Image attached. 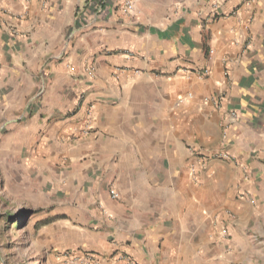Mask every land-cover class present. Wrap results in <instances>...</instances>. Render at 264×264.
Segmentation results:
<instances>
[{"label": "crops", "instance_id": "0c3cea01", "mask_svg": "<svg viewBox=\"0 0 264 264\" xmlns=\"http://www.w3.org/2000/svg\"><path fill=\"white\" fill-rule=\"evenodd\" d=\"M242 1L0 0V128L58 177L62 264H235L264 209V0Z\"/></svg>", "mask_w": 264, "mask_h": 264}, {"label": "rangeland", "instance_id": "374dc122", "mask_svg": "<svg viewBox=\"0 0 264 264\" xmlns=\"http://www.w3.org/2000/svg\"><path fill=\"white\" fill-rule=\"evenodd\" d=\"M251 1L244 0L242 4ZM239 6L235 4L231 9L235 12ZM224 98L225 94L220 92L209 101L218 107L224 104L222 114L224 118L231 117L227 118L231 124L235 112L226 109ZM19 131V127L9 124L0 128V264H62L60 256L64 248H58L57 242L48 237L49 230L57 224L51 222L57 219L55 205L61 197L48 191L47 184L58 177L50 175L49 163L40 155L28 160L20 153L19 149H26L31 143L24 142L23 137L17 142L14 137ZM191 146L187 148L202 163L208 157L223 154L219 148L203 150L196 144ZM236 228L243 237L244 249L235 250V264H264V209L253 208L252 223L241 222ZM219 230L228 251L232 250L234 245L227 225Z\"/></svg>", "mask_w": 264, "mask_h": 264}, {"label": "built area", "instance_id": "2783aa9c", "mask_svg": "<svg viewBox=\"0 0 264 264\" xmlns=\"http://www.w3.org/2000/svg\"><path fill=\"white\" fill-rule=\"evenodd\" d=\"M133 5H134V0H124L122 11L126 13L130 12L131 9L133 8ZM186 97L190 98L191 94H188ZM232 116H235V113H232ZM92 118H93L92 110L89 109L87 111V120H86L87 127L90 126ZM117 196L118 193L116 191L111 192V197L117 198ZM112 259L114 262L120 261L121 264H137V262L128 253L122 252L117 255H112ZM69 260L71 261L72 264H102L98 254L92 251H84L83 253H80V255L79 254L73 255L72 257H70Z\"/></svg>", "mask_w": 264, "mask_h": 264}]
</instances>
